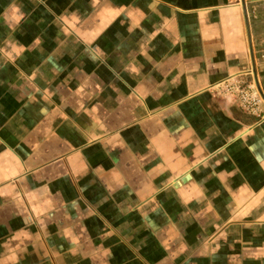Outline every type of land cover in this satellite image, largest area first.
I'll use <instances>...</instances> for the list:
<instances>
[{"label":"crops","instance_id":"0c3cea01","mask_svg":"<svg viewBox=\"0 0 264 264\" xmlns=\"http://www.w3.org/2000/svg\"><path fill=\"white\" fill-rule=\"evenodd\" d=\"M0 264H264V0H0Z\"/></svg>","mask_w":264,"mask_h":264},{"label":"built area","instance_id":"2783aa9c","mask_svg":"<svg viewBox=\"0 0 264 264\" xmlns=\"http://www.w3.org/2000/svg\"><path fill=\"white\" fill-rule=\"evenodd\" d=\"M227 91L233 95L241 110L250 114L259 113V106L263 102V99L255 86L236 84L228 88Z\"/></svg>","mask_w":264,"mask_h":264}]
</instances>
